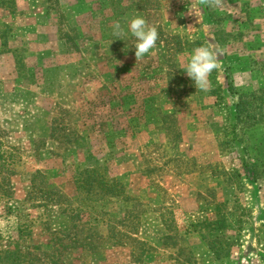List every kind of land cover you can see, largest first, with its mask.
Returning <instances> with one entry per match:
<instances>
[{
    "label": "rangeland",
    "instance_id": "rangeland-1",
    "mask_svg": "<svg viewBox=\"0 0 264 264\" xmlns=\"http://www.w3.org/2000/svg\"><path fill=\"white\" fill-rule=\"evenodd\" d=\"M139 12L159 39L137 60L112 25ZM201 45L220 63L207 92L179 69ZM101 162L134 201L79 220L142 250L82 251L59 214L88 196L77 166ZM0 217V264H264V0H0Z\"/></svg>",
    "mask_w": 264,
    "mask_h": 264
},
{
    "label": "trees",
    "instance_id": "trees-1",
    "mask_svg": "<svg viewBox=\"0 0 264 264\" xmlns=\"http://www.w3.org/2000/svg\"><path fill=\"white\" fill-rule=\"evenodd\" d=\"M76 184V190L79 194L80 189L85 191L87 193V198L85 200H82L81 197L78 195L75 199L76 202H79V206H73L72 204H68L67 208L63 209L62 206L60 207V213H66L70 214L72 216L77 217L78 224L73 227L75 231V237L79 234L83 236L85 243L77 244L76 247H79L82 251L88 252V253H94V251H97V249H109L112 247H124L126 244L124 243L125 239H129L133 242L134 246L142 250V248L145 246L144 243H141L139 240L132 238V236H128V234H124L122 231V228L119 229L116 226H110L108 225V235L107 236H100L99 232H97V227L92 226L89 222H82V220H79V217L83 213H88L89 215L93 212L96 214V217H98L101 213L99 211V207H105V203H101L104 201H111L114 197L119 198L122 197V199H125V201H134L130 196L126 195V190L123 184H121L119 179L112 178L109 175V172L106 168L105 162H102L100 165L91 166V167H85L81 168L80 166H77V177L75 180ZM112 186H115L116 188H113ZM119 189V191H117ZM114 198V199H115ZM52 201V200H51ZM52 204H56V202L48 203L47 206H43L45 210L48 209V206ZM42 207V206H41ZM130 210L132 209L129 207ZM217 210V209H216ZM48 211V210H47ZM47 213V212H46ZM218 215V212H216ZM50 215V214H48ZM102 215V214H101ZM106 214H103L104 216ZM141 215V214H140ZM128 211L125 212V219L128 218ZM53 222V219H51V223ZM123 225V223H121ZM220 222H216V220H205L204 222H201L199 226H212V230L214 232H218L219 229L216 228ZM137 225H142L141 223V216H137ZM224 228L226 226H223ZM72 228V227H71ZM55 242L52 244V250L55 251L58 255L62 256L63 250L69 249V245L65 244L64 237H72V231L69 232H63L60 230H55ZM23 231L21 228L18 230V239H21L23 237ZM138 232H134L133 235L137 236ZM59 236H62L59 238ZM97 238L99 241L98 243H93L92 238ZM201 238L204 239V236H201ZM90 239L89 242L86 240ZM222 239H225L224 237ZM116 240V243H112L110 241ZM227 246L232 245V243L229 240H226ZM210 245V244H209ZM222 244L216 245V247H219ZM71 247V246H70ZM30 248V247H29ZM211 249H213V254L217 259L224 258L229 256V252L220 253L219 250H215L214 246H210ZM22 247H18L16 252H11L14 255L16 253H20L22 250ZM28 249V248H27ZM37 251L40 250V248L36 247ZM149 249V248H148ZM57 257V256H56ZM61 261L60 259L54 260L53 263L56 264L57 261ZM58 261V262H59ZM15 259L12 258L11 264H14ZM62 262V261H61Z\"/></svg>",
    "mask_w": 264,
    "mask_h": 264
},
{
    "label": "clouds",
    "instance_id": "clouds-1",
    "mask_svg": "<svg viewBox=\"0 0 264 264\" xmlns=\"http://www.w3.org/2000/svg\"><path fill=\"white\" fill-rule=\"evenodd\" d=\"M112 34L127 42V36L133 38V48L135 57L138 59L149 54L155 49L159 32L156 26L149 25L142 15L133 16L127 24V29L121 25L120 21L112 25ZM220 63L217 53L207 45H201L191 50L186 63L181 64L182 69L196 87L197 91L207 92L210 88V75L213 70H218Z\"/></svg>",
    "mask_w": 264,
    "mask_h": 264
},
{
    "label": "crops",
    "instance_id": "crops-1",
    "mask_svg": "<svg viewBox=\"0 0 264 264\" xmlns=\"http://www.w3.org/2000/svg\"><path fill=\"white\" fill-rule=\"evenodd\" d=\"M138 14H140V12L139 13H133V15H138ZM106 20H104V22H105ZM120 21V20H119ZM126 21V20H125ZM125 21H123L122 23H121V25L125 28V30L127 29V24H128V22H129V20H127V22H125ZM103 21H101V23H102ZM39 162H57V159H54V158H51V159H44V160H41V161H39ZM102 163V162H101ZM100 163V164H101ZM99 164V165H100ZM96 166V165H95ZM123 174V173H122ZM15 183H16V185L17 186H15V189H17L18 191H21L22 189H24V190H26V189H28L29 188V183H28V181H26L25 180V178H22L21 180H15ZM54 206V205H53ZM3 213V212H2ZM5 218H7V215H6V217ZM4 218V219H5ZM6 221H7V219H5ZM5 223H4V221H2V219H1V217H0V232H1V230L2 231H6L7 230V227H6V224L4 225ZM17 233H18V231L16 232V235H17Z\"/></svg>",
    "mask_w": 264,
    "mask_h": 264
}]
</instances>
